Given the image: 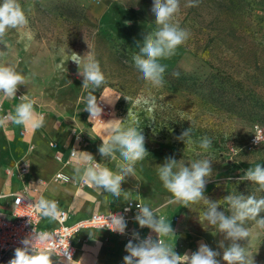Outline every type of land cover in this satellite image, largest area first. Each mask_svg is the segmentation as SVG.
I'll return each mask as SVG.
<instances>
[{
  "label": "rangeland",
  "instance_id": "1",
  "mask_svg": "<svg viewBox=\"0 0 264 264\" xmlns=\"http://www.w3.org/2000/svg\"><path fill=\"white\" fill-rule=\"evenodd\" d=\"M29 24L20 30H9L0 43V63L12 65L26 77L17 92L46 108L72 111L92 134L82 133L95 150L101 167L114 173L123 163L119 152L102 157L98 151L105 139L108 117L124 120L123 126L136 127L145 137L148 155L139 161L134 174L122 182L130 192L129 199L148 201L157 216H173L180 227L196 238H206L217 249L221 242H231L222 233L201 221L203 202L188 207L176 202L157 175L158 166L168 157L185 166L200 159H211L212 174L204 195L218 208L231 215L223 202L230 194L255 195L257 185L240 180L248 168L264 165V0H197L186 7L180 0L177 20L190 32L186 43L173 56L159 62L178 68L192 79L187 85H175L178 77H164L162 88L148 85L134 67L132 56L148 32L153 31V0H19ZM30 9V11H29ZM7 45V46H6ZM76 52L82 58L92 55L100 64L106 84L93 93L112 104V114H101L103 121L89 120L84 111L91 89L82 88L83 77L78 65L68 61L64 69L57 65L63 52ZM83 64H81V71ZM213 79L229 86L231 109L219 103V93L205 88ZM127 98V99H125ZM163 98V99H162ZM141 100L137 105L136 101ZM131 110L135 122L128 116ZM191 127L192 145L177 139ZM207 136L212 144L207 150L199 141ZM264 217V213L260 214ZM252 230L250 251L255 264H264V232ZM259 233V234H258ZM242 246L247 241L239 242ZM15 251L1 264H9Z\"/></svg>",
  "mask_w": 264,
  "mask_h": 264
},
{
  "label": "clouds",
  "instance_id": "2",
  "mask_svg": "<svg viewBox=\"0 0 264 264\" xmlns=\"http://www.w3.org/2000/svg\"><path fill=\"white\" fill-rule=\"evenodd\" d=\"M196 4L197 0H188L186 7H194ZM151 10L154 13V22L157 27L147 33L143 43L138 45L139 52L133 54L132 60L134 67L141 74V79L151 87L159 89L164 85L166 71V66L159 61L173 56L176 49L187 42L190 32L181 28L177 20L180 13V0H153ZM28 24L27 14L19 0H0V43L4 41L9 30L24 29ZM68 61L78 65V74L83 77L82 88L89 89L91 85L84 109L90 114L89 120L100 117L102 109L93 93L107 81L99 62L90 54L82 58L76 52L68 55L64 50L63 58L57 68L63 70ZM81 64H83L82 71ZM25 83L26 77L18 73L14 66L0 63V94H3L5 98L13 99L16 97L18 87ZM21 101L15 107L14 115L10 117L12 122L32 129L43 127L44 117L34 111L35 102L27 96H21ZM136 104L140 105L141 100H137ZM129 117L135 122V116L131 110H128L127 118ZM8 119L7 116L0 118V125ZM123 121L113 119L107 122L106 138L102 139V144L98 149L102 157H113L115 152H119L123 163L119 165L117 172L114 173L94 163V157L88 152L73 149L72 159L75 179L89 187L111 193L115 198L123 197L128 201L130 192L122 189V182L127 176H133L135 165L144 160L148 152L145 148V137L141 131H138L136 127L123 126ZM177 139L184 141L187 145L195 143L191 138V127L184 130ZM211 144L212 141L207 136L199 141L201 149L207 150ZM212 161L205 158L185 166L175 158L168 157L163 165L158 166L157 175L163 187L172 194L176 202L182 203L185 207H188L190 203L203 202L205 208L200 214L201 221L215 228L216 232L224 235L225 240L231 242L227 247L223 242L220 244V247L224 249L222 259L226 264H255L250 247H248L252 230L245 224L247 221H253L254 227L259 232H264V217L260 216L264 213V197L230 194L224 198L223 202L227 204L231 215L219 211L221 201L213 202L204 195L208 178L212 174ZM240 180L251 181L258 186L256 191L264 192V165L257 164L254 168H248ZM20 203L21 199L16 200V205ZM32 207L37 209L44 218L50 220H56L61 215L58 204L54 200L41 198ZM136 207L138 212L134 219L140 228L151 229L159 238L154 240L148 236L140 239L139 234L134 232L133 237L138 242L133 243L129 240L125 245L128 255L123 258L124 264H220L217 259L220 253L205 243H201L198 250L191 255L177 254L172 245L160 239V237L175 235L169 221L162 216H157L156 211L147 205L137 204ZM128 210L125 209V211ZM111 224L114 232L125 233L127 223L122 215H111ZM51 239L52 237L45 233L34 231L31 238L21 241L24 247L15 250V258L9 264H54L53 255L66 257L68 264H72L68 248L66 250L57 248L55 244L44 249L36 247L38 241L44 243ZM240 241H247V245L242 246Z\"/></svg>",
  "mask_w": 264,
  "mask_h": 264
},
{
  "label": "crops",
  "instance_id": "3",
  "mask_svg": "<svg viewBox=\"0 0 264 264\" xmlns=\"http://www.w3.org/2000/svg\"><path fill=\"white\" fill-rule=\"evenodd\" d=\"M21 102L17 97L8 99L0 94V118L9 117L0 125V210L3 213L10 215L15 193L27 192L34 199L54 200L58 207L69 209L71 213L66 224L74 226L93 213L119 210L129 201L123 197L115 198L111 193L95 187L81 185L74 178V161L67 162L73 149L91 153L94 162L100 165L91 142L82 137L83 132L85 137L87 134L93 135V132L85 125L82 126L77 115L72 111L63 112L57 108L34 104V111L44 117V125L32 129L17 125L10 118ZM107 104L112 105L109 102ZM113 119L116 118L108 117L107 121ZM24 166L27 172L21 173L20 169ZM58 172L65 173L70 180L55 179ZM130 200L152 208L146 200L144 203L138 198ZM165 219L171 224L175 235L162 238L174 247L177 254L191 255L201 243H205L220 253L217 257L220 264H226L222 259L223 250L217 249L211 241L188 235L173 216ZM56 224V220L41 218L42 227L52 228ZM148 230L147 227L140 228L139 224L137 226V231L142 235ZM74 244L76 252L72 264H124L123 258L128 255L125 251L126 239L108 230L80 228L75 234ZM52 260L54 264H68L55 256Z\"/></svg>",
  "mask_w": 264,
  "mask_h": 264
},
{
  "label": "built area",
  "instance_id": "4",
  "mask_svg": "<svg viewBox=\"0 0 264 264\" xmlns=\"http://www.w3.org/2000/svg\"><path fill=\"white\" fill-rule=\"evenodd\" d=\"M21 96L22 95L20 93H16V97L20 101ZM97 102L102 109L101 114L108 115L113 113V108L109 104H107V102H105L103 99H99ZM93 120H96L98 122L103 121L101 117H96ZM72 161L73 159L71 151L70 158L67 162ZM20 171L21 173L27 172V167H22ZM55 179L61 181H68L70 180V177L63 172H58L56 174ZM81 185L86 184L81 183ZM20 199V205H16V200ZM36 201L38 200L30 197L27 192H19L13 195V201L9 216H7L0 210V264L9 253L15 251L17 248L24 247L21 241L26 238H31L34 231L36 233H45L48 236L52 237L51 240H47L44 243H40L38 241L36 243L37 248L44 249L52 246L53 244H55L57 248H63L65 250L68 248V251L71 253V258L73 262L75 260L76 252L74 237L76 232L83 227H93L97 229L108 230L112 233L123 236L126 239V244L129 240H132L133 243L135 241H138L133 237L134 232L139 234L140 239L147 238L148 236H151L154 240L159 238L157 234L149 228L148 232L145 235H142L140 232L137 231L138 222H136L134 219L135 215L138 212V208L136 207V205L142 203L136 200H129L119 210H115L108 213H93L88 218L82 220L74 226H69L66 224L71 213L70 210L67 208L58 207L61 212V215L56 219V226L52 228H45L41 226L42 215H40L37 209L32 207L35 205ZM125 209L129 210L125 211ZM111 215H122L124 217L127 223V227L125 229L124 234L114 232L111 229V227H113V225L111 224ZM160 239L163 238L160 237ZM53 256L60 260L68 262L66 257H57L56 255Z\"/></svg>",
  "mask_w": 264,
  "mask_h": 264
},
{
  "label": "trees",
  "instance_id": "5",
  "mask_svg": "<svg viewBox=\"0 0 264 264\" xmlns=\"http://www.w3.org/2000/svg\"><path fill=\"white\" fill-rule=\"evenodd\" d=\"M162 65H164V64H162ZM177 73H178V75H177ZM173 74L178 77L177 82H175V85L178 87H183V86L187 85L186 84L187 81L192 79V76H187V75L183 74L180 69H178L176 67L175 68H168L166 66V71L164 73V77L168 78V77L172 76ZM203 85L205 86V88H208V90H210V92H214V93L218 92L219 97H220V98H218L219 99L218 101L221 104V106H223L228 111L231 109L232 97H231V91H230L229 86H223L221 84H218L213 79H211L210 82H208L207 84L204 83Z\"/></svg>",
  "mask_w": 264,
  "mask_h": 264
}]
</instances>
